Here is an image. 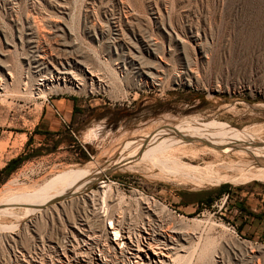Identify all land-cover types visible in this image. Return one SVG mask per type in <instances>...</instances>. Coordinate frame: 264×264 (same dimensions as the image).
<instances>
[{
  "label": "rangeland",
  "instance_id": "rangeland-1",
  "mask_svg": "<svg viewBox=\"0 0 264 264\" xmlns=\"http://www.w3.org/2000/svg\"><path fill=\"white\" fill-rule=\"evenodd\" d=\"M88 72L144 93L78 96ZM75 99L66 121L55 102ZM154 146L169 148L143 158ZM17 158L0 177V264H97L103 228L80 197L110 180L162 203L108 202L132 246L170 225L188 235L175 264H264V181L248 175L264 168V0H0V172Z\"/></svg>",
  "mask_w": 264,
  "mask_h": 264
},
{
  "label": "built area",
  "instance_id": "built-area-1",
  "mask_svg": "<svg viewBox=\"0 0 264 264\" xmlns=\"http://www.w3.org/2000/svg\"><path fill=\"white\" fill-rule=\"evenodd\" d=\"M121 78H124V76H121ZM58 80L60 82L62 78L59 77ZM87 80L89 81L74 80L75 83H73L72 88L78 93V96L85 94L86 96L107 97L110 100H112L111 97H113L116 102L119 101L131 104L130 100L132 99V101H136L137 97L140 96L141 93H144L145 90L142 81H135L130 87L126 86L123 81H120V86L112 88L100 79L95 80V76L92 73L87 74ZM63 81L62 84L66 85L67 80L63 79ZM157 87L152 86L151 88L156 89L157 92L160 93V86L157 85ZM57 115L61 118L64 124H67L64 117L59 112H57ZM100 188V192L91 190L88 194L83 193L84 195L80 197V200L83 201V208L80 207V210L78 211V214L86 213L97 218L92 225V228H103L100 235L97 237V240L95 238V242H93L97 248L95 252V261L97 264H107L109 262L108 259H116L117 254L122 255V253H128L129 256H131L136 252L145 250L144 247L148 243L147 240H149V236L143 231L140 243L136 246H132L130 233L127 230L128 227L121 218V215H119L120 212L118 213V219L115 220V218L108 213V202H111L112 204L124 202L129 205L134 212H144V210H146L147 212L149 211L153 213L160 210L162 203L154 197H149L140 190L131 186H125L124 183H120L116 180H110L108 183L103 181ZM160 212L163 211L160 210ZM176 216L177 212L175 210L167 208L164 215L165 218L171 220L170 218ZM169 226L170 225H168V227ZM61 228L64 227L62 226ZM228 230L234 235L236 239L235 241L242 244L247 243V251L252 254L254 253L252 251L253 249H248L249 246L252 247V242L240 237L236 228H228ZM156 249L159 255H154L153 252H150L152 253V256L145 252L141 253L145 259L144 264H170L173 262L172 256L176 254L175 246L162 241ZM227 249L232 254H235L237 248L231 243L227 246ZM222 255L223 254L221 253V256ZM216 258L217 260H220L219 256H216Z\"/></svg>",
  "mask_w": 264,
  "mask_h": 264
},
{
  "label": "bare ground",
  "instance_id": "bare-ground-1",
  "mask_svg": "<svg viewBox=\"0 0 264 264\" xmlns=\"http://www.w3.org/2000/svg\"><path fill=\"white\" fill-rule=\"evenodd\" d=\"M45 66V65H44ZM56 69V68H55ZM59 70V69H58ZM67 70V69H66ZM53 71V70H52ZM61 71V70H59ZM63 71V70H62ZM65 71V70H64ZM54 72V71H53ZM66 72V71H65ZM51 73V71H50ZM55 73V72H54ZM64 73V72H63ZM69 73V72H68ZM70 74V73H69ZM72 74V73H71ZM57 75V74H56ZM66 75V74H65ZM74 75V73H73ZM149 75V74H148ZM61 76V75H59ZM58 76V77H59ZM77 76V75H76ZM76 76H74L76 78ZM95 76V75H94ZM43 77V76H42ZM46 77V76H44ZM64 77V76H63ZM73 77V78H74ZM157 76H155V79H156ZM62 78V77H61ZM50 79V77H49ZM65 79V78H64ZM70 79V78H69ZM43 80V79H42ZM45 80V79H44ZM73 80V79H72ZM59 82V81H58ZM61 82V81H60ZM48 83V82H47ZM169 148L168 146H154V147H149V148H146L145 150L142 151L141 155L143 156V158L145 159H149V156H152V154H160L165 150ZM258 172L257 173H249L248 175L250 177H253V178H256L258 180H261V181H264V168L263 167H258L257 168ZM185 173V172H184ZM190 175V174H189ZM192 178V177H191ZM162 208V207H160ZM160 211V210H159ZM146 212V211H144ZM157 213V211H156ZM164 213V212H163ZM145 214V213H144ZM159 214V213H158ZM149 215V214H147ZM161 215H163L161 213ZM163 217V216H160V218ZM154 218V217H153ZM167 222V221H166ZM149 223V222H148ZM147 224V223H146ZM145 226V224H144ZM150 224H149V230L151 232V235H149V240H147V245H145L143 251L141 252H136L134 254L131 255V257L129 258V263L130 264H144V257L142 256V252H145L147 253L148 255H151L152 256V253L150 252H153L154 255H159L158 251H157V246L161 243V240H164L165 243L167 242L168 244L170 245H176L177 243H179V241H186L188 239H186V237H188V235L186 234V230H184L183 228H176L175 226H163V225H158V227H151ZM146 228V227H145ZM148 228V227H147ZM139 229V228H138ZM140 230V229H139ZM132 231V230H131ZM146 231V230H145ZM117 235V234H116ZM138 235H141V234H138ZM143 236V235H142ZM139 240V239H138ZM142 240V239H141ZM181 243H179V245L177 244L176 245V248L178 246H180L179 250L183 251V249L185 248L184 244L180 245ZM174 245V246H175ZM178 249V248H177ZM178 250V251H179ZM76 251V250H75ZM180 252V251H179ZM178 256V255H177ZM182 256V255H181ZM181 256H178L177 258L180 259ZM184 256V255H183ZM174 257V256H173ZM185 257V256H184ZM176 258V260H177ZM175 260V257L173 258ZM172 259V261H173ZM182 259V258H181ZM176 260L174 261V264L176 262ZM178 261V260H177ZM182 262V261H181ZM173 264V263H172Z\"/></svg>",
  "mask_w": 264,
  "mask_h": 264
},
{
  "label": "crops",
  "instance_id": "crops-1",
  "mask_svg": "<svg viewBox=\"0 0 264 264\" xmlns=\"http://www.w3.org/2000/svg\"><path fill=\"white\" fill-rule=\"evenodd\" d=\"M85 105H87L86 101L76 100V99L69 102H67L66 100H57L55 102V107L65 113L66 121L68 119H71L72 117H76V114H80L83 107H85ZM96 105L99 106L101 105V103L98 102ZM52 106L54 107V105ZM45 119H46L45 117L42 119L43 123L47 121ZM65 126L67 127V125Z\"/></svg>",
  "mask_w": 264,
  "mask_h": 264
},
{
  "label": "trees",
  "instance_id": "trees-1",
  "mask_svg": "<svg viewBox=\"0 0 264 264\" xmlns=\"http://www.w3.org/2000/svg\"><path fill=\"white\" fill-rule=\"evenodd\" d=\"M22 161H23L22 158H17V159L10 161L8 165L0 172V177L2 176V174L8 175L14 170H16L19 167V165L22 163ZM227 192H229L228 186H223L217 191L218 195H221Z\"/></svg>",
  "mask_w": 264,
  "mask_h": 264
}]
</instances>
